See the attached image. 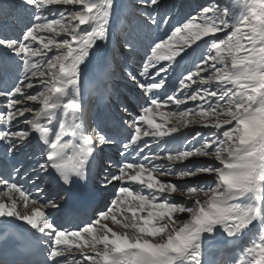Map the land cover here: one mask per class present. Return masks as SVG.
<instances>
[{
    "label": "snow or ice",
    "instance_id": "6c2138e0",
    "mask_svg": "<svg viewBox=\"0 0 264 264\" xmlns=\"http://www.w3.org/2000/svg\"><path fill=\"white\" fill-rule=\"evenodd\" d=\"M22 7L21 34L0 38V224L22 221L43 259L4 246L0 264H264V0L182 17L138 0L119 37L117 0ZM96 62L139 91L111 123L81 98ZM110 187L88 219L68 207Z\"/></svg>",
    "mask_w": 264,
    "mask_h": 264
},
{
    "label": "rangeland",
    "instance_id": "374dc122",
    "mask_svg": "<svg viewBox=\"0 0 264 264\" xmlns=\"http://www.w3.org/2000/svg\"><path fill=\"white\" fill-rule=\"evenodd\" d=\"M16 1L23 2V0H16ZM120 1L121 0H117V3L119 5H120ZM0 2H1V0H0ZM14 2H15V0H7V3H11L12 4ZM129 2H130V7L127 9L126 14L135 13L137 11L135 5L138 3V0H136V3L135 4H133L131 2V0H129ZM213 2H214V0H169V6L168 7H172L173 5H175L174 11L179 14V17H182V16L186 15L189 12H195V11L199 10V7L201 5H205L206 6V5H208L210 3H213ZM232 2L234 3L235 0H232ZM124 17H123L122 23L119 24V26H118L119 27V33H116L117 37L120 36V33L123 30L124 24L129 21V20H125ZM1 21H3V20H2V17L0 16V25H1ZM15 24L17 25V26H15V27H17L16 30L12 26H10L9 27L10 35H7V36H11V37L19 36L21 34L23 28L25 27V25L28 24V20L26 18H22L21 21H19V22L16 21ZM4 54H5V50L3 48H0V56H2ZM137 63H138V61H137ZM137 63H136V65H137ZM133 66H135V65H133ZM83 79H85V78H83ZM120 82L122 84H124V85H126L127 83H130V82L126 81V80L120 81ZM132 87H133L132 88L133 89L132 91L139 92L135 88L134 85ZM134 94H135V97H134V101H133L134 104L133 105H135L137 103V97L139 96V94L136 93V92ZM115 103H117V102H115ZM190 104H191V102H190ZM86 105H87V109H88L89 114H94L96 112H100L96 108V107L99 106V101H97L96 107H95V105L93 103H91V100L88 101V102H86ZM90 105H91L92 110L89 111V108L88 107ZM172 108L174 109V107H172ZM164 110L165 111H169L171 109L170 108H167V109H164ZM109 151L110 152H114L115 150L114 149H109ZM191 159H192V166H196L199 163H202V158H195L194 157V158H191ZM188 163H189L188 161H185L184 162V164H188ZM181 166L182 165H179V164L177 165L178 168L181 167ZM166 179H169L172 182L177 183V184H186V183L187 184H191V183L211 184L212 183V178L209 177V176H201V177H198V178H190V179L181 180V179H178L175 175H173V176L166 177ZM133 187L135 189L136 186L133 185ZM0 189H2V186H0ZM112 191H113V189L110 187L108 189L107 195L105 197L106 198V201H107V199L111 198ZM175 199L181 200V199H183V197H180V196L176 195L175 196ZM104 206H105V204L102 207H100L99 209H102ZM18 210L21 211L22 213L24 211H30V209L25 210L22 207H18ZM57 215H59V213ZM109 226L110 227H113V229L116 230V231H120L121 230L118 226L113 225L110 222H109ZM208 256L212 258L213 256H215V252L212 254L210 252V250H209ZM70 258H74V257H71L70 256ZM216 258L218 259L219 257H216Z\"/></svg>",
    "mask_w": 264,
    "mask_h": 264
},
{
    "label": "bare ground",
    "instance_id": "6f19581e",
    "mask_svg": "<svg viewBox=\"0 0 264 264\" xmlns=\"http://www.w3.org/2000/svg\"><path fill=\"white\" fill-rule=\"evenodd\" d=\"M92 66V65H91ZM90 66V67H91ZM89 67V68H90ZM84 80L85 79H83V82H82V87H83V84H84ZM105 193H103V195H104ZM106 195V194H105ZM17 222H19V221H16L14 224H8L7 226H5L6 225V222L5 223H3V224H0V229H12V233H15V231H14V226H18L17 224H19V223H17ZM16 229V228H15ZM0 238H2V236H0ZM220 245L219 244H217L216 246H214L213 248H211L210 249V252L213 254L214 252H215V249H216V247H219ZM210 255V254H209ZM209 258H211V257H209Z\"/></svg>",
    "mask_w": 264,
    "mask_h": 264
},
{
    "label": "trees",
    "instance_id": "16d2710c",
    "mask_svg": "<svg viewBox=\"0 0 264 264\" xmlns=\"http://www.w3.org/2000/svg\"><path fill=\"white\" fill-rule=\"evenodd\" d=\"M167 5L169 6V0H167ZM0 6H5V3H3V2L1 3V2H0ZM187 6H188V5H187ZM0 9H2V7H0Z\"/></svg>",
    "mask_w": 264,
    "mask_h": 264
}]
</instances>
